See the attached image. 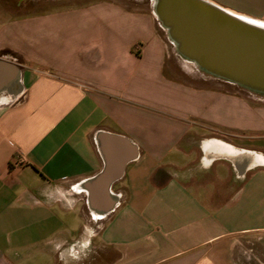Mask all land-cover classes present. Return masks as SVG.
<instances>
[{"label":"crops","instance_id":"crops-1","mask_svg":"<svg viewBox=\"0 0 264 264\" xmlns=\"http://www.w3.org/2000/svg\"><path fill=\"white\" fill-rule=\"evenodd\" d=\"M165 52L114 1L0 8V264H264V106Z\"/></svg>","mask_w":264,"mask_h":264},{"label":"water","instance_id":"water-1","mask_svg":"<svg viewBox=\"0 0 264 264\" xmlns=\"http://www.w3.org/2000/svg\"><path fill=\"white\" fill-rule=\"evenodd\" d=\"M174 52L203 74L264 96V24L207 0H151Z\"/></svg>","mask_w":264,"mask_h":264},{"label":"rangeland","instance_id":"rangeland-1","mask_svg":"<svg viewBox=\"0 0 264 264\" xmlns=\"http://www.w3.org/2000/svg\"><path fill=\"white\" fill-rule=\"evenodd\" d=\"M93 0H0V8L9 11L12 19H16L26 14H33L53 8H61L73 6L75 4H84ZM117 2L126 9L135 10L141 14H150L153 17L154 28L156 34L165 44V63L163 73L180 83L194 87L211 88L216 87L214 81L210 77H201L192 64L181 59L173 50L172 44L169 42L165 30L160 25L159 21L152 10L151 0H108ZM219 88L224 92H234L239 97H244L253 106H264V96L252 95L241 87H237L227 82L219 81ZM222 132L226 133L227 128H221ZM228 137L227 135L225 138Z\"/></svg>","mask_w":264,"mask_h":264},{"label":"bare ground","instance_id":"bare-ground-1","mask_svg":"<svg viewBox=\"0 0 264 264\" xmlns=\"http://www.w3.org/2000/svg\"><path fill=\"white\" fill-rule=\"evenodd\" d=\"M243 17H244V16H243ZM246 18H248V17H246ZM249 19H252V18H249ZM252 20L264 24V22H262V21H259V20H256V19H252ZM208 148H209V151H210V149L213 150V149H217V148H219V147H218V145H215V146H214V145H209ZM221 151H222L223 154H226L227 156H228V155H231V154H230V151H229L228 149H225V148L223 149V148H221Z\"/></svg>","mask_w":264,"mask_h":264}]
</instances>
